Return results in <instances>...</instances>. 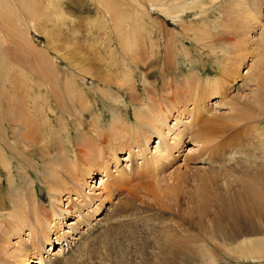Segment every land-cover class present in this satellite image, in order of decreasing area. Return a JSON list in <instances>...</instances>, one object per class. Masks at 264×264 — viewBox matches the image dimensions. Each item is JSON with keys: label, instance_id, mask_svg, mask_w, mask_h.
Wrapping results in <instances>:
<instances>
[{"label": "bare ground", "instance_id": "1", "mask_svg": "<svg viewBox=\"0 0 264 264\" xmlns=\"http://www.w3.org/2000/svg\"><path fill=\"white\" fill-rule=\"evenodd\" d=\"M62 2L64 1L0 0L1 38L7 35H11L12 38L20 34L26 35L28 30H32L33 33L43 35L45 37L46 48L50 47V41H52L50 35L52 34L49 33V30H54L55 27L59 28L62 25L51 22L48 20V17L51 14L59 15L60 10L58 8H62ZM79 2V0H70L71 4L68 3L63 8L69 14L74 10L72 4L74 3L75 6L77 5L76 8H78ZM97 2L101 3L98 0ZM139 3L144 8H153L159 12L166 13L172 18H180L176 15L174 9L181 6V3H172L171 0H140ZM260 7L263 8L262 11L258 9V13L254 14L259 16L256 17L254 22L257 23L261 33V41L256 44L261 45L260 53L262 61L260 62V73L258 72V75H255L252 65L245 71L247 81L253 82L254 78L256 90L253 93L252 101L259 110L251 106L252 108L245 112V108L236 107L240 105V102L233 101L232 99L226 100V96L228 95L224 87L227 84L225 76L231 79L235 76L232 75L231 77V74L227 75V73L225 75L222 74L224 60L221 59H218L215 67L217 70L211 74L212 76L202 77L197 72L199 74H190L191 77L189 79L185 77L188 80L185 79L184 85L180 88L188 96L189 104L184 103L182 107L178 103H171L174 99L172 98L173 95L177 93L178 86L176 83H173L174 81L169 78L164 79L165 81L159 87L158 80L161 79L160 77L152 80L144 78L140 93L135 86L128 89L127 102L130 103L133 109L131 113L127 108L125 116H117L105 131L103 129L99 130L97 126H92L93 135L85 134V136L79 132V143L77 142L75 152L72 153L70 159L68 158V161L65 158L69 155H62L60 156L61 158H58L59 160H48L47 163L41 162L43 166L42 179L47 189L48 197H45L47 199L46 204L44 203L45 201L40 200L38 202L37 196L32 192L34 191V182L31 181V187L27 188V192L30 193L26 195L25 187L22 188L23 190H21L20 194L18 193V189L21 187L12 190L8 186L7 190L3 192L1 187L2 180L0 179V210H3L1 214H4V216L0 215V236L6 239L4 244L0 240V264H171L174 260L173 257H170L166 261H161V255H173L175 252L171 249L177 248L180 251L186 248L184 245L172 242L169 245V250L171 251L163 252L161 251V244L148 250L147 248H143L139 239H135L136 237L143 238L144 240L147 239L150 227H146V222H152L155 225L157 219L160 221L166 236L176 237L182 233L181 222L177 223L171 218L155 213L145 202H152L151 199L158 197L162 198L160 203L165 205L167 209L174 212L177 207L175 214L183 221L190 219V216H194L196 213L197 215L201 214L204 216L210 206L215 207V209L212 210L209 218L213 217L218 210H221L225 217L228 216L224 222L223 220L220 221V224L223 222L222 224L224 225L221 233L222 235L229 236L233 242H236L238 238L254 236L256 232L264 233V159L260 162H253L250 160V157H241V154H244L245 150H255L257 147L258 149L264 148V129L258 128V122L255 119L260 117H262L260 119H263L264 117V0H262ZM37 10L46 11L45 15H42L46 18L42 24L37 23ZM49 22L53 24H48ZM254 22L248 24L249 30H253ZM46 24H48V27H46ZM169 34L168 36H170ZM224 43L228 45L226 55L220 57H227L228 50L231 49L229 44H234V42ZM250 45L253 46L252 44ZM5 47L10 61L22 64L24 60L20 61V50L24 48L23 45L15 41L9 42ZM256 48L257 46L250 53L251 55L256 52ZM24 49L27 50L26 47ZM31 49L29 48L30 51ZM0 50L2 52L3 49L0 48ZM36 56H34V62L37 61ZM81 59L83 58L81 57ZM76 60L79 61V58L72 57L71 62ZM120 62L122 63V61ZM241 66L242 64L239 60L234 61V70ZM53 70L56 69L54 68ZM168 76L170 75L168 74ZM95 78L98 82H105V79L102 77L95 76ZM55 84L57 83L53 80L51 88L54 89L55 87L56 93L58 84ZM247 84L245 83L244 85ZM125 88L127 87L125 86ZM86 89L88 90V87ZM162 91L163 94L161 93ZM28 95L30 97V93ZM109 95L111 97V94ZM212 96L218 98L215 104L219 107L229 108V114L224 116L226 122L224 121L223 125L221 117L220 124H212L213 119L209 125L204 127L201 124L199 130H197L198 125L205 121L209 115L207 99ZM9 97L8 94L5 95L4 93L2 98L5 99V102H3L2 106L0 105L2 122L6 124L5 130L9 133L7 134L6 132L5 135L14 138V134L17 133L19 140L16 139L18 137L14 138V140L20 141L21 143H19L20 145L23 144V147L27 145L31 147L35 146L36 148L32 150L33 155H40V158H42L41 156L45 154L38 151V145L36 144L39 133L38 129H33L32 124L28 125L30 118L26 106L28 97L24 100L21 95L14 94L13 97L17 101ZM163 97L164 105L162 106L160 98ZM125 101L126 98L123 99V103L126 104L127 102ZM15 102H18L16 106ZM24 105L26 111L24 110ZM14 106L15 108H13ZM243 106H247V103L243 104ZM186 115L187 120L183 121ZM194 120L200 122L197 123L195 130L191 131V127L187 126V124L188 122L193 123ZM241 122L251 123L253 129L248 128L249 131L263 130L259 134L256 133L257 131L253 132L258 138L257 142H254V139L249 137V134H245L246 132H237L230 136H225L221 142L217 141V132L221 135L224 131L223 129L229 128L231 124H239ZM228 123L230 124L229 127H227ZM16 129L19 131L16 132ZM152 137H155L156 144L150 149L148 143ZM1 140H3L1 141L2 148L7 152V148L5 149V147H9L6 142L8 138ZM242 140H245L246 143ZM186 143L192 144L195 149H193V153H189L192 155L188 154L184 156L183 163L180 165L181 167H177L170 177H173L176 173H182L181 169H185L186 171H205L198 186L195 188L191 187L189 191H185L184 188L188 185L178 183L176 184L178 185L176 188L175 186H171L168 188L163 187L156 192L154 189L147 191L146 186L149 183H146L147 181L153 180V183L166 181V177H168L165 175L167 174L166 170L180 157V152L183 149L182 145ZM121 153H126L123 159L119 158V154L121 155ZM5 154L0 149V169L6 166L8 176L11 175V162L8 161ZM137 159L138 162L136 161ZM120 161L125 162V164H119ZM196 164L202 165L195 167ZM34 169L36 170V167ZM100 172L102 173L99 177L100 187L96 186V188L89 190L91 192L86 193V186L89 187L88 183L95 182L94 175ZM205 173H212V176L209 179L205 178ZM141 179L145 180L143 182L146 184L143 183L144 185H141ZM179 181L181 180L179 179ZM139 193H141V197H139ZM145 194L149 195L151 199L145 197ZM4 208L8 210L5 211ZM72 217H76V220L64 222V220L71 219ZM136 217H146L143 223L145 229L132 227L138 220ZM1 223L4 224L5 228ZM63 226L68 229L64 230ZM195 232L198 233V237L203 243L214 238V236H211L213 230L206 225H203ZM25 237L27 238L25 239ZM187 239L188 244L193 242V238L187 237ZM12 241L14 242L12 243ZM187 247L189 250L186 251H191L195 258H198L202 252V249H199L200 253L195 251L198 246L187 245ZM255 247L252 248L254 249ZM250 255L253 254L251 253ZM250 257L255 259L264 256ZM32 259H35L34 262Z\"/></svg>", "mask_w": 264, "mask_h": 264}, {"label": "rangeland", "instance_id": "2", "mask_svg": "<svg viewBox=\"0 0 264 264\" xmlns=\"http://www.w3.org/2000/svg\"><path fill=\"white\" fill-rule=\"evenodd\" d=\"M57 1H64L65 3L62 2V8H58V10H60L59 15L56 16L51 14L48 20L62 26H60L61 28L55 27L54 30H49V33L52 34L50 35L52 38L50 47L46 48L45 37L43 35L40 34V36L39 33H33L32 30H28L26 35L20 34L14 38H12L11 35L1 38L0 34V48L3 49L2 52L0 50V56L3 54L0 57V66L2 67H0V105L2 106L3 102H5V99L2 98L4 93L5 95L8 94L10 96L9 98H13L12 100H15V97H13L14 94L21 95L24 100L28 97L26 105L30 114L28 125L32 124V128L34 127L33 129H38V139L36 140V144L38 145L37 149L45 154L41 156L42 158H40V155H33L32 150L36 148L35 146L31 147L27 145L25 146L27 150H24L25 147H23V144L20 145V141L14 140V138L18 137L17 133L14 134V138L9 135L6 136L5 133H9L5 130L6 124L2 122V116L0 115V149L4 154L6 153L5 155L8 161L11 162V175H8L9 177L7 176L6 166L0 169L3 192L7 190L8 186L12 188V190L21 187L18 189V193L20 194L21 190H23L22 188L25 187V194L28 195L30 192H27V188H30L32 182H34V191L32 192L37 196L36 199L38 202L41 200L45 201L44 203L46 204V198L48 197L47 189L42 179L43 161L47 163L48 160L52 161L61 158L60 156L62 155H69L65 158L66 161H68V158H71L72 153L75 152V148L79 143V132L84 135H93L92 126H97L99 130L103 129L105 131L117 116H125L127 108L131 113L133 109L130 103L127 102L128 89L129 87L135 86L140 93L144 78L152 80L160 77L161 79L158 80L159 87L167 78L174 81L173 83H176L178 86L176 95L174 94L172 97L176 99L175 101L173 99L171 103H178L179 106L182 107L184 103L189 104V102L188 96L183 93L180 87L191 77L190 74L194 75L195 73H200L202 77H207L215 73L217 70L215 68L217 61L221 59L224 60V73L222 72V74L225 75L227 73V75L231 74V77L232 75L235 76L233 79L225 76L227 84H225L224 87L228 95L226 96V100L232 99L233 101L240 102V105L236 107L245 108V112L252 107L259 110L252 101L254 96L253 93L256 90L254 78L253 82L247 81L245 78L247 77L245 71L252 65L254 74L258 75V72L260 73V62L262 61L260 53L261 45L256 44L261 41V33L257 23L254 22L256 17L259 16L254 14L258 13V9L262 11L263 8L260 7L262 5V0H171L172 3H181V6L174 9V12L180 18H172L166 13L159 12L153 8H144V6L139 3L140 0H98L101 3L97 2V0H79L80 7L78 5V8H76L77 5L75 6L73 3L72 7L74 10L69 14L63 6H66L68 3L71 4L70 0L69 2L68 0ZM104 4L106 5L104 6ZM37 13V23H44L46 18L42 15H45L46 11L37 10ZM252 22H254V28L253 30H249L248 24ZM53 23L49 22L48 24ZM48 24H46V27H48ZM168 34L172 36L170 37ZM15 41L22 44L23 47L27 49L25 50L23 48L20 50V61L24 60L22 64L20 62H11L5 47L9 42ZM224 42H234V44H229L231 49L228 50L227 57H220L226 55L228 45ZM31 46L33 47L32 49ZM52 46L54 47L51 48ZM256 46V52L251 55L250 53L255 50ZM166 48L167 50H165ZM125 52L127 53L124 54ZM34 54L37 55L36 62H34ZM127 54H129L130 57L129 55L127 56ZM72 57L79 58V61L76 60L71 62ZM81 57L83 59H81ZM235 60H239L242 66L234 70ZM120 61H122V63ZM53 67L56 70H53ZM97 70L98 72H96ZM168 74L170 76H168ZM95 76L104 78L105 82H98ZM53 80L58 84H55L57 85L56 93L55 87L54 89L51 88ZM245 83L248 84L244 85ZM95 84L97 85L95 86ZM125 86L127 88H125ZM35 87L36 89H34ZM87 87L88 90L86 89ZM121 90L122 92H120ZM27 93H30V97ZM108 93L111 94V97ZM161 93L163 94V91ZM117 94L118 97L116 98ZM125 98L126 104L123 103V99ZM46 100L47 102H45ZM163 100L164 97L160 98L162 106L164 105ZM217 100L218 98L214 96L207 99L209 115L205 121L198 125L197 130H199L201 124L206 127L213 119L212 124H220L221 117L223 121L222 124L224 125V121L226 122L224 116L229 114L230 110L228 107H219L215 104ZM15 101H17V99ZM246 103L247 106H243V104ZM16 104H18V102H15V106ZM15 106L13 108H15ZM83 108L84 110H82ZM24 110L26 111V107ZM260 118H255L258 122V128L264 129V124H262L264 123V117L263 119ZM184 120H187V115L183 121ZM199 122L200 121L194 120L193 123L188 122L187 126L189 125V127H191L190 130L193 131ZM229 125L228 123L227 127H229ZM231 126V128L229 127L227 129H223V127L222 129L224 131L221 135L218 132L216 133L218 136L217 141L221 142L225 136H230L237 132H246L245 134H249V137L253 138L254 142H257L258 138L253 132L257 131L256 133L259 134L263 131H249L248 128L253 129L250 122L231 124ZM17 131L19 130L16 129V132ZM4 138H8L6 142L9 147H5V149H8H6L8 153L2 148L3 145L1 141L3 140L1 139ZM154 138L155 137H152L148 143L150 149L156 144V139ZM16 139L19 140V137ZM242 141L245 142V140ZM43 145H45L44 148ZM182 148L180 157L166 170L167 174L165 175L168 176L166 177V181H158L155 183H153V180L147 181L146 183L149 182L146 186L147 191L154 189L156 192L158 189L171 186H175L176 188L178 186L176 184L178 183H185L188 185L184 188L185 191H189L191 187L195 188L198 186L203 172L205 171H186L185 169H181L182 173H176V175L170 177L173 175L175 169L183 163L184 156L193 153V149H195L190 143L182 145ZM252 152H256L255 155H253L254 153ZM10 155H12V158ZM27 155L29 158H27ZM125 156L126 153L119 154V158L121 159ZM243 156L250 157V160L253 162H260L264 159L262 158L264 156V148L258 149L257 147L255 150H245L244 154H241L242 158ZM16 157L18 158L16 159ZM136 161L138 162V159ZM119 164L124 165L125 162L120 161ZM200 165L202 164H196L195 167ZM35 167L37 171L34 169ZM205 174V178L208 179L212 176V173ZM101 175V172L94 175L95 182L88 183L90 186H86V193L91 192L89 190L96 188V186L100 187L99 177ZM182 176L184 177L182 178ZM179 179L181 181H179ZM140 181L142 182L141 185L146 184L143 182L145 180L141 179ZM139 197H141V193H139ZM145 197L151 199L149 195L145 194ZM161 199L162 198L158 197L151 199L152 202H145L155 213L171 218L177 223L181 222L182 233L178 234L176 237L166 236L160 221L157 219L155 225H153L152 222H146V227H150L147 239L144 240L140 237L135 238L139 239L143 248H147L148 250L161 244V251L167 252L172 250L175 252L173 255L162 254L160 258L161 261H166L170 257H173L174 260L171 264H264V257L255 259L250 257L258 255L264 256V248H262L264 247V233L256 232L254 236L238 238L236 242H233L229 236L222 235L221 233V230L224 229L222 223L228 217H225L221 210H218L213 217L209 218L212 210L215 209V207L210 206L204 216L201 214L197 215L196 213L194 216L191 215L190 219L183 221L175 214L177 212V207L173 212L160 203ZM4 209L5 211L8 210L6 208ZM0 211V215L4 216V214H1L3 210ZM136 218H138V220L132 227H141L145 229L143 223L146 217ZM71 220H76V217L64 220V222L67 223ZM221 220H223V222L220 224ZM1 225L5 228L3 223H1ZM203 225L212 229L213 233L211 236H214V238L205 243L200 241L198 233L195 232ZM64 227L65 226H63L64 230L68 229ZM4 228L2 230H4ZM187 237L193 238V242L188 244ZM26 238L27 237H25V239ZM0 240H2L1 243L3 244L6 241L3 236H0ZM13 242L14 241H12V243ZM172 242L181 243L186 248L180 251H178L177 248L169 250V245ZM187 245L198 246L195 250L198 253H200L199 249H202L198 258H195L191 251H186L189 250ZM254 246L256 247L253 249L252 247ZM251 253L253 255H250ZM32 260L34 262L35 259Z\"/></svg>", "mask_w": 264, "mask_h": 264}]
</instances>
